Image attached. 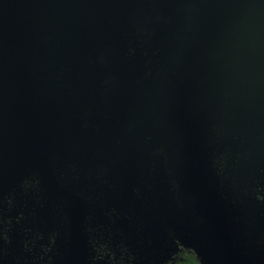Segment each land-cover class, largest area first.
<instances>
[{
  "label": "water",
  "instance_id": "water-1",
  "mask_svg": "<svg viewBox=\"0 0 264 264\" xmlns=\"http://www.w3.org/2000/svg\"><path fill=\"white\" fill-rule=\"evenodd\" d=\"M237 79L264 117V0H0V149L13 138L21 151L0 197L47 130L63 143L162 147L176 143L179 127L183 177L129 175L133 263L165 264L180 245L202 260L221 253L228 264H259L256 245L233 246L228 233L227 210L247 188L239 175H257L254 160L264 177V127L222 106L251 102L237 96ZM216 142L225 147L205 159ZM80 207L74 252L85 264Z\"/></svg>",
  "mask_w": 264,
  "mask_h": 264
},
{
  "label": "flooded vegetation",
  "instance_id": "flooded-vegetation-1",
  "mask_svg": "<svg viewBox=\"0 0 264 264\" xmlns=\"http://www.w3.org/2000/svg\"><path fill=\"white\" fill-rule=\"evenodd\" d=\"M240 81L235 80L237 96L257 104L258 96L250 87L238 85ZM230 100L222 106L236 115L240 100ZM45 132L18 182L0 197V264H79L74 252L76 206L83 210L85 264H134L124 233L129 175L155 170L169 178L183 177L186 149L176 143L162 147L63 143L59 135L47 134L51 130ZM12 140L0 149V182L17 169L21 157L19 143ZM249 164L250 172H263L254 160Z\"/></svg>",
  "mask_w": 264,
  "mask_h": 264
},
{
  "label": "rangeland",
  "instance_id": "rangeland-1",
  "mask_svg": "<svg viewBox=\"0 0 264 264\" xmlns=\"http://www.w3.org/2000/svg\"><path fill=\"white\" fill-rule=\"evenodd\" d=\"M235 117L242 119L241 122H246L248 120L256 123L257 128L264 127V117L259 108L255 104L249 103L245 107H241L239 112ZM207 125V122L204 121ZM174 135L176 136V145L183 147L184 137L181 129L179 127L174 129ZM221 142H216L214 145H206V149L203 151V156L205 159H212L215 154L220 153L221 148H224ZM241 167L244 166V162H247L246 157L240 158ZM240 167V168H241ZM247 171V167L242 171ZM250 172V171H249ZM257 175L249 177V174H240L239 183H244L247 186L244 191V197H239V202L231 203L229 209L227 210L228 216V233L233 246L235 245V240H240L243 245L251 243L256 245L255 249V262L259 264H264V259L262 258V251H264V223L259 219V210L262 205L263 195H264V177L262 173L256 171ZM254 180V181H253ZM243 184V187H244ZM242 187V190H243ZM239 248L238 244H236ZM241 255L245 256V251L239 248ZM218 253V252H217ZM221 253L217 255L208 254L205 260L199 259L196 252L192 249L184 248L177 245V249L172 259L165 264H173L176 262H190L192 264H228L225 262ZM242 256V257H243ZM245 258V257H243Z\"/></svg>",
  "mask_w": 264,
  "mask_h": 264
},
{
  "label": "trees",
  "instance_id": "trees-1",
  "mask_svg": "<svg viewBox=\"0 0 264 264\" xmlns=\"http://www.w3.org/2000/svg\"><path fill=\"white\" fill-rule=\"evenodd\" d=\"M175 264H192L190 262H176Z\"/></svg>",
  "mask_w": 264,
  "mask_h": 264
}]
</instances>
